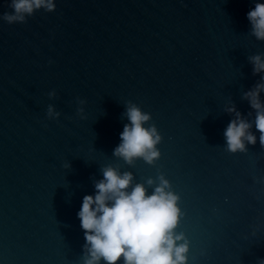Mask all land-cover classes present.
Here are the masks:
<instances>
[{"label": "water", "instance_id": "obj_1", "mask_svg": "<svg viewBox=\"0 0 264 264\" xmlns=\"http://www.w3.org/2000/svg\"><path fill=\"white\" fill-rule=\"evenodd\" d=\"M256 2L56 0L27 23L0 18V264H82L78 212L107 165L170 180L189 264L264 258V146L232 154L223 135L225 106L247 116L243 93L260 79L248 59L264 53L247 18ZM129 101L163 136L155 165L113 156Z\"/></svg>", "mask_w": 264, "mask_h": 264}, {"label": "clouds", "instance_id": "obj_2", "mask_svg": "<svg viewBox=\"0 0 264 264\" xmlns=\"http://www.w3.org/2000/svg\"><path fill=\"white\" fill-rule=\"evenodd\" d=\"M11 12L3 13L8 24L27 23L28 17L38 10H56V0H10ZM251 24L250 34L264 41V3L256 2L247 13ZM253 75L260 79L243 93L252 111L245 116L235 103L225 106L234 118L223 135L225 151L247 153L248 145L264 146V53L249 56ZM50 98L56 92L49 93ZM77 114L86 119V100L79 99ZM254 112V120L252 117ZM61 113L53 105L47 108L48 119H58ZM129 121L120 134V143L113 156L129 166L140 159L155 165L161 158L158 148L163 136L152 122L151 113L144 112L136 103L129 101L124 112ZM255 127L259 132L257 138ZM65 168H71L68 162ZM102 179L94 181L95 194L85 195L78 212L80 226L86 243L83 246L82 264H189L190 241L178 231L185 213L180 207L181 197L164 173L146 182H136L134 173L122 171L120 166L107 165L101 169ZM151 189V192H149ZM264 264V258L258 259Z\"/></svg>", "mask_w": 264, "mask_h": 264}]
</instances>
